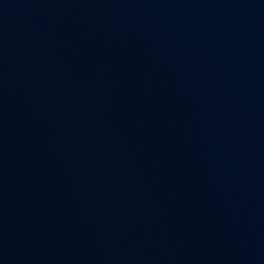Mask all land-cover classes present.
<instances>
[{
	"label": "water",
	"instance_id": "water-1",
	"mask_svg": "<svg viewBox=\"0 0 264 264\" xmlns=\"http://www.w3.org/2000/svg\"><path fill=\"white\" fill-rule=\"evenodd\" d=\"M0 264H264V0H0Z\"/></svg>",
	"mask_w": 264,
	"mask_h": 264
}]
</instances>
